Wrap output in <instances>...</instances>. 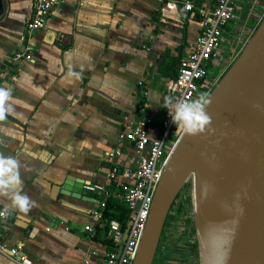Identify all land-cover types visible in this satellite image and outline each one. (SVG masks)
<instances>
[{"label":"crops","instance_id":"0c3cea01","mask_svg":"<svg viewBox=\"0 0 264 264\" xmlns=\"http://www.w3.org/2000/svg\"><path fill=\"white\" fill-rule=\"evenodd\" d=\"M166 2L58 0L44 27L26 36L30 0H0V87L11 89L0 155L19 161L21 190L32 202L22 213L0 195L7 209L0 244L17 245L31 264L98 263L110 248L102 220L90 214L102 193L88 191L91 199H83L58 189L64 180L69 187L110 182V149L120 150L118 166L132 163L133 147L117 139L123 115H149L145 129L158 134L167 84L198 28L195 8L169 9ZM208 2L194 0L195 7ZM263 13L264 0L238 4L215 54L216 70ZM0 264L19 263L0 253Z\"/></svg>","mask_w":264,"mask_h":264},{"label":"water","instance_id":"95a60500","mask_svg":"<svg viewBox=\"0 0 264 264\" xmlns=\"http://www.w3.org/2000/svg\"><path fill=\"white\" fill-rule=\"evenodd\" d=\"M206 95L211 124L203 133L179 135L152 193L131 264H151L169 207L190 172L197 186V264H264V13ZM87 183L69 187L64 180L58 190L91 199Z\"/></svg>","mask_w":264,"mask_h":264},{"label":"built area","instance_id":"2783aa9c","mask_svg":"<svg viewBox=\"0 0 264 264\" xmlns=\"http://www.w3.org/2000/svg\"><path fill=\"white\" fill-rule=\"evenodd\" d=\"M58 0H30L28 16L24 23V35L29 36L41 29L52 12ZM241 0H209L207 4L198 5L192 0H167L169 9L197 12L198 28L196 36L191 42L187 53L179 58L175 76L167 84L169 95L175 100L189 102L197 99L201 94H207L220 76V69L213 70L217 64L215 54L222 41V37L230 27V21L235 9ZM240 49L231 52L226 61L229 63ZM21 53H14L13 57H20ZM29 58L28 53L23 55ZM223 70V69H222ZM151 123L149 115L144 114L138 120H132L126 115L117 132L119 141H127L133 147L134 158L130 165L118 166L115 158L120 154L119 149H110L106 152L108 161L106 176L110 181H116L117 186L107 187L103 183L90 182L83 184L87 191H100L102 198L97 206L90 211L91 217L101 219V210L107 197L117 199L128 209L126 223L129 222L125 237L122 238L124 227L115 218L107 220L104 236L110 241V248L104 253L98 263L90 262L86 258L80 259L77 264H131L137 243L139 241L151 201V196L166 162V159L184 130L172 122L168 110L165 108L159 120L158 134L150 135L145 125ZM121 179V180H118ZM137 202V206L134 207ZM7 209L0 207V221L6 216ZM91 231V225H85ZM164 230V224L162 227ZM162 230L151 261V264H165L162 260L165 254L160 249ZM118 244H121L118 248ZM161 251V252H160ZM0 253L18 262L31 264L17 245L6 246L0 244ZM155 256V257H154ZM177 264H187L177 261Z\"/></svg>","mask_w":264,"mask_h":264},{"label":"clouds","instance_id":"9594fccd","mask_svg":"<svg viewBox=\"0 0 264 264\" xmlns=\"http://www.w3.org/2000/svg\"><path fill=\"white\" fill-rule=\"evenodd\" d=\"M10 99L11 89L0 87V121L6 119L10 108L7 102ZM210 104L211 99L206 94H201L189 102L166 96L163 107L168 110L176 126L183 127L187 134L196 135L205 132L206 126L211 124V116L206 111ZM254 107L259 108L260 105ZM19 166L16 159L0 155V195L8 198L11 207L26 213L30 210L32 202L26 193H22Z\"/></svg>","mask_w":264,"mask_h":264},{"label":"rangeland","instance_id":"374dc122","mask_svg":"<svg viewBox=\"0 0 264 264\" xmlns=\"http://www.w3.org/2000/svg\"><path fill=\"white\" fill-rule=\"evenodd\" d=\"M230 62H226L223 70L220 71V75ZM213 70L215 71L216 68H213ZM194 190L193 172H190L175 195L164 220L160 249L165 254V261L164 256L162 257L165 264H177V261L197 264L196 241L193 229Z\"/></svg>","mask_w":264,"mask_h":264},{"label":"trees","instance_id":"16d2710c","mask_svg":"<svg viewBox=\"0 0 264 264\" xmlns=\"http://www.w3.org/2000/svg\"><path fill=\"white\" fill-rule=\"evenodd\" d=\"M175 76V73H174ZM173 76V78H174ZM164 107H162L161 110V114L164 111ZM160 114V115H161ZM116 181H110L108 182L106 185L107 187L110 185L112 186L113 183H115ZM104 207L101 210V220L103 222V226L100 224V222L95 223L94 227L97 228V231L101 229V227L99 226V224L102 226V228L105 229V225L108 219L110 218H115L117 219L122 227H125L126 224V219H127V212L128 209L125 205H123L121 202H119L117 199L112 198V197H107L104 200ZM106 240V242L108 243V245H110V241L106 238H104Z\"/></svg>","mask_w":264,"mask_h":264},{"label":"bare ground","instance_id":"6f19581e","mask_svg":"<svg viewBox=\"0 0 264 264\" xmlns=\"http://www.w3.org/2000/svg\"><path fill=\"white\" fill-rule=\"evenodd\" d=\"M193 167H192V164L190 163V164H188V170H191ZM197 189V186H195V190Z\"/></svg>","mask_w":264,"mask_h":264}]
</instances>
